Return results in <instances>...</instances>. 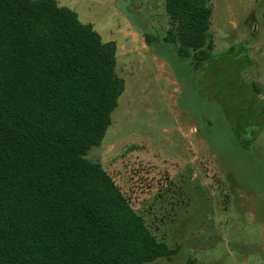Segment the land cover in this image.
<instances>
[{
	"label": "rangeland",
	"instance_id": "obj_1",
	"mask_svg": "<svg viewBox=\"0 0 264 264\" xmlns=\"http://www.w3.org/2000/svg\"><path fill=\"white\" fill-rule=\"evenodd\" d=\"M116 43L125 89L99 161L177 253L145 264H264V0H211L213 56L164 36L165 0H57Z\"/></svg>",
	"mask_w": 264,
	"mask_h": 264
},
{
	"label": "trees",
	"instance_id": "obj_2",
	"mask_svg": "<svg viewBox=\"0 0 264 264\" xmlns=\"http://www.w3.org/2000/svg\"><path fill=\"white\" fill-rule=\"evenodd\" d=\"M182 57L213 56L211 0H165ZM116 43L57 0H0V264H145L177 253L87 157L125 89Z\"/></svg>",
	"mask_w": 264,
	"mask_h": 264
}]
</instances>
